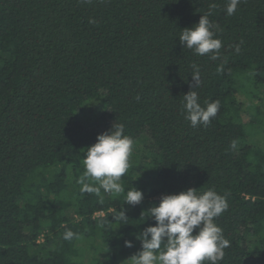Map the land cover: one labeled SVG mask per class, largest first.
Returning <instances> with one entry per match:
<instances>
[{"label":"trees","instance_id":"trees-1","mask_svg":"<svg viewBox=\"0 0 264 264\" xmlns=\"http://www.w3.org/2000/svg\"><path fill=\"white\" fill-rule=\"evenodd\" d=\"M227 2L0 0V264H84L87 252L89 264H133L155 224L147 209L190 187L227 198L218 264H264V118L239 99L264 94V0H241L232 16ZM211 4L216 60L179 40ZM193 64L199 102L220 105L206 127L184 115ZM114 123L134 142L125 192L82 193L84 149ZM134 187L144 199L125 204Z\"/></svg>","mask_w":264,"mask_h":264},{"label":"clouds","instance_id":"clouds-1","mask_svg":"<svg viewBox=\"0 0 264 264\" xmlns=\"http://www.w3.org/2000/svg\"><path fill=\"white\" fill-rule=\"evenodd\" d=\"M91 2V0H86ZM241 0H228L226 15L236 13ZM215 4L200 16L198 23L186 27L179 34V40L184 47L192 50L198 56L210 55L212 60L219 58L222 48L221 39L216 37L218 25H214L209 17L213 14ZM94 23V20L89 21ZM235 52H240V44L235 45ZM191 74L194 82L192 90L183 95V110L185 119L190 126H208L219 110V101H205L202 106L196 91L202 84L199 68L192 65ZM133 139L124 134V125L114 123L110 131L100 133L96 142L84 149V171L77 183L80 191L99 193L101 189L113 194L125 192L118 182L128 171L129 157L132 152ZM232 148L236 142H231ZM93 181L89 183L87 181ZM144 199L142 190L134 187L127 190L125 204L138 205ZM227 198L214 189L197 193L195 188H188L178 193L161 194L159 203L147 209L155 224L143 229L141 250L133 255V264H218L224 257V249L230 242L224 238L223 230L215 222V218L228 209ZM121 221L128 219L122 211L118 217ZM194 230L195 234H194ZM76 234L70 229L65 230L63 239L71 241ZM125 245L132 247V242L126 240Z\"/></svg>","mask_w":264,"mask_h":264},{"label":"rangeland","instance_id":"rangeland-1","mask_svg":"<svg viewBox=\"0 0 264 264\" xmlns=\"http://www.w3.org/2000/svg\"><path fill=\"white\" fill-rule=\"evenodd\" d=\"M245 96L246 95H242L241 93H239V99L241 102H244V107L246 109H249V110L251 108H256L258 110H261V112L256 113V117L262 116V119H263L264 118V94L260 95L258 99H252V100H250L248 97H245ZM251 111L253 112V110H251ZM83 119H84L85 123H87V124H90L94 121V118L92 117V115L90 113H86V112L83 114ZM143 144H146V142L144 140H140L139 146H143ZM139 146H136V148L134 150L135 156L133 158V163H135V164H137L138 160H139V158L136 156V154H138V147ZM118 182L120 183V180ZM103 191H104L103 189L100 190L101 193H103ZM69 214L73 215L74 213L71 210L69 212ZM42 240H43V237L41 236L39 238V241H42ZM90 257H91V252H87L82 259H77V262H84V264H89Z\"/></svg>","mask_w":264,"mask_h":264},{"label":"built area","instance_id":"built-area-1","mask_svg":"<svg viewBox=\"0 0 264 264\" xmlns=\"http://www.w3.org/2000/svg\"><path fill=\"white\" fill-rule=\"evenodd\" d=\"M102 212H98V213H96V215H98V214H101Z\"/></svg>","mask_w":264,"mask_h":264}]
</instances>
